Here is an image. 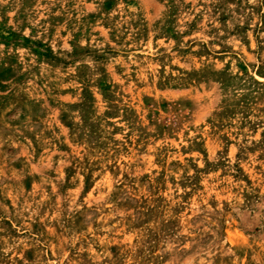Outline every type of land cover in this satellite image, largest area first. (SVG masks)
<instances>
[{"label":"rangeland","instance_id":"rangeland-1","mask_svg":"<svg viewBox=\"0 0 264 264\" xmlns=\"http://www.w3.org/2000/svg\"><path fill=\"white\" fill-rule=\"evenodd\" d=\"M0 264H264V0H0Z\"/></svg>","mask_w":264,"mask_h":264}]
</instances>
